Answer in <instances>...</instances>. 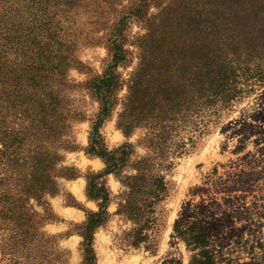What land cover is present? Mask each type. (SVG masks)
<instances>
[{
  "label": "rangeland",
  "instance_id": "374dc122",
  "mask_svg": "<svg viewBox=\"0 0 264 264\" xmlns=\"http://www.w3.org/2000/svg\"><path fill=\"white\" fill-rule=\"evenodd\" d=\"M33 7H63L70 42L66 76L41 93L62 130L10 162L55 241L38 239L48 258L191 264L181 232L197 224L216 264H264V0H0L1 29L28 27ZM219 60L253 77L231 102L209 99ZM111 76L105 109L91 82ZM9 237L0 264H14Z\"/></svg>",
  "mask_w": 264,
  "mask_h": 264
},
{
  "label": "trees",
  "instance_id": "16d2710c",
  "mask_svg": "<svg viewBox=\"0 0 264 264\" xmlns=\"http://www.w3.org/2000/svg\"><path fill=\"white\" fill-rule=\"evenodd\" d=\"M64 15L63 7H33L34 21L28 27L20 29L12 24L4 29L0 27V85L8 83L5 89L0 88V108L5 109V113L0 114V120L5 125L4 147L0 149V230L10 233L5 249L9 253H16L11 258L14 264L56 263L48 258L55 241L44 231L47 223L45 217L35 212L31 196L25 189L27 174L19 173L10 162L13 154L25 157L31 152L41 153L47 135L53 136L62 130L55 124L62 112L53 107L49 110L52 118L46 119L48 113L45 112L50 104L47 97L42 98L41 93L48 90L56 79L64 78L70 66L69 61H66L70 42L64 38ZM260 29L264 31V23ZM18 30L23 31L22 41L16 40L18 34L15 33ZM255 37L258 38V35ZM252 78L250 70L242 65L235 67L233 61L211 63L206 74L210 101H216L221 95V101L231 102ZM113 79L111 76L91 82L105 109L108 87L112 85ZM103 112L104 109L98 114V123L93 125L96 131L93 140H96L105 119V116L102 118ZM46 122L53 124L51 131H47V127L43 129ZM33 139L37 140L36 149L26 146L31 147ZM64 143L65 148H73L68 140ZM181 235L192 252L191 264H216L203 227L195 224L182 231ZM38 239L45 244L50 243L52 249H44ZM92 239L93 232L88 240L90 244Z\"/></svg>",
  "mask_w": 264,
  "mask_h": 264
}]
</instances>
